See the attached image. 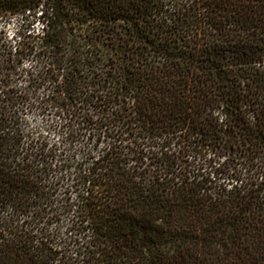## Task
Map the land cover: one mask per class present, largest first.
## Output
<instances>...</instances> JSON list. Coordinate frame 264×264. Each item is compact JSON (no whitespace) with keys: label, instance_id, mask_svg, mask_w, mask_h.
<instances>
[{"label":"trees","instance_id":"trees-1","mask_svg":"<svg viewBox=\"0 0 264 264\" xmlns=\"http://www.w3.org/2000/svg\"><path fill=\"white\" fill-rule=\"evenodd\" d=\"M17 15L50 65L67 35L88 46L91 77L68 58L51 102L70 139L108 146L64 235L0 103V264H264V0H0ZM235 160L259 178L227 182Z\"/></svg>","mask_w":264,"mask_h":264},{"label":"rangeland","instance_id":"rangeland-1","mask_svg":"<svg viewBox=\"0 0 264 264\" xmlns=\"http://www.w3.org/2000/svg\"><path fill=\"white\" fill-rule=\"evenodd\" d=\"M21 32L22 38L19 36ZM43 37L44 27L33 16L22 18L17 15L0 20V103L4 106L10 136L16 135L20 139L21 154L28 156L38 168L43 164L47 166L40 173L39 180L44 188L45 203L55 211L57 217L54 219L59 221L65 235L74 217L76 205H72L78 202L79 190L74 184L78 172L90 166V153L98 156L108 142L102 139L96 146L94 141L90 142L82 135L70 139L69 132H76L75 128L64 125L51 102L58 68H72V61L68 58H76L73 65L78 69L80 80L91 77L92 70L84 60L88 46L82 40L73 44L69 34L66 41L70 43L63 50V59L53 60L54 65H50L48 56L30 53ZM21 41L24 44H20ZM16 47L27 50V54L19 55ZM230 165L228 173L222 176L227 182L235 179L232 178L234 171L237 174L243 172L246 178H259L256 169L246 170L237 160ZM11 209L9 207L7 213H11Z\"/></svg>","mask_w":264,"mask_h":264}]
</instances>
